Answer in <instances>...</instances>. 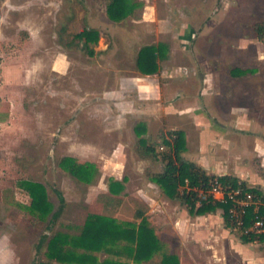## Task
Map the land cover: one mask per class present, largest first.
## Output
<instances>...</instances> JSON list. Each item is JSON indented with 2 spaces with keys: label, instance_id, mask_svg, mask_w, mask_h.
Segmentation results:
<instances>
[{
  "label": "rangeland",
  "instance_id": "374dc122",
  "mask_svg": "<svg viewBox=\"0 0 264 264\" xmlns=\"http://www.w3.org/2000/svg\"><path fill=\"white\" fill-rule=\"evenodd\" d=\"M111 1L0 0V264L47 262V240L80 235L95 215L139 224L137 213L148 211L135 196L137 187L117 184L115 177L103 180L110 174L99 168V154L111 153L118 142L114 135L102 138L97 130L105 116L102 88L117 78L111 69L133 71L136 54L145 45L163 43L176 52L188 47L180 39L184 30L195 37L191 48H208L197 39L204 31L223 42L211 52L220 54L233 42V64L245 66L253 55L247 59L239 48L248 43L246 52H255V25L264 23V0H131L134 11L119 24L108 16ZM85 29L99 32L98 43L84 47V41L75 39ZM61 59L67 66L62 75L53 71ZM91 93L95 106L87 128L80 112ZM86 143L98 148H92L98 155L87 157L97 161L93 164L80 149ZM67 157L91 165L94 174L66 173L60 163ZM24 181L45 188L53 214L59 212L53 225L51 215L42 219L29 209L32 198ZM107 192L109 198L103 194ZM123 196L124 206L109 202ZM168 232L163 231L161 252L146 264H159L164 254L174 252L178 239ZM127 245L120 242L112 253L95 256L100 263L138 264L124 253Z\"/></svg>",
  "mask_w": 264,
  "mask_h": 264
},
{
  "label": "crops",
  "instance_id": "0c3cea01",
  "mask_svg": "<svg viewBox=\"0 0 264 264\" xmlns=\"http://www.w3.org/2000/svg\"><path fill=\"white\" fill-rule=\"evenodd\" d=\"M186 32H181L180 39L189 46L177 52L163 43L152 44L163 48L156 54L155 74H143L138 67L144 47L136 54L133 71L120 74L111 69L117 78L114 85L102 88L105 116L97 130L102 138L114 135L117 145L109 154H99L88 143L80 149L86 158L102 156L100 171L110 174L103 180L115 177L117 184L137 187L135 196L148 210L144 215L157 237L164 242L163 231H169L170 238L178 239L172 254L179 256L180 264H264V234L245 241L227 223L224 208L200 214L180 195H166L155 180L165 171L164 156L173 154L175 140L181 136L183 161L208 176L231 177L256 191L264 217V43L256 38L252 53L246 52L248 43L239 48L247 59L253 55V64L243 66L233 64V42L220 54L211 52V47L217 50L223 42L204 31L197 39L208 48L198 46V51L197 46L190 47L195 37ZM59 61L53 71L62 75L67 66ZM92 95L86 96L89 101L80 112L87 126L93 121ZM141 142L153 151L146 154ZM129 172L140 182L135 183ZM103 185L108 187L105 181ZM103 194L109 198L108 192ZM123 199L127 200L123 196L109 202H116L118 208L125 205Z\"/></svg>",
  "mask_w": 264,
  "mask_h": 264
},
{
  "label": "trees",
  "instance_id": "16d2710c",
  "mask_svg": "<svg viewBox=\"0 0 264 264\" xmlns=\"http://www.w3.org/2000/svg\"><path fill=\"white\" fill-rule=\"evenodd\" d=\"M134 11V4L131 0H112L108 6V16L114 22H122L127 19ZM255 37L264 43V23L255 25ZM75 39L84 43V47L90 42L98 43L99 32L96 30L85 29L75 36ZM162 47L148 46L144 47L138 58V67L143 74L151 75L158 71L157 52ZM91 54H94L91 51ZM143 151L151 153L153 149L147 147L145 142H141ZM183 151L181 136L175 140L173 154H166L164 160L166 168L164 173L157 175L155 180L161 185L166 195L171 198L179 197V188L189 180L192 187H206L210 180L218 179L223 185L237 188L246 187L238 183L231 177H211L206 175L201 169L190 166L182 160ZM66 173H72L79 177L92 176L93 167L87 163L78 162L73 157L64 158L60 163ZM89 178V177H88ZM22 187L29 193L32 203L29 209L33 213H39L42 219L51 215L50 225H53L59 217V212L53 214L54 209L47 198L45 188L38 183L24 181ZM257 194L256 191L253 190ZM190 208H197L196 202L191 197L185 198ZM217 208L225 209V218L228 223L227 211L229 206L213 203H204L198 207V213L205 214L212 212ZM254 211L250 209L246 217V225H250L254 219ZM136 218L140 223L128 222L119 223L116 219L95 215L93 219L84 227L82 233L78 236L57 235L47 240L46 257L48 261L41 264H130L113 260H105L100 263L95 253H112L120 242L128 245L123 248L124 253L128 255L135 263L146 264L153 260L155 255L162 250V243L157 237L155 230L148 223L143 212H139ZM245 241H255L256 236H243ZM262 238V237H261ZM116 255L120 252L114 251ZM159 264H180V260L175 254H164Z\"/></svg>",
  "mask_w": 264,
  "mask_h": 264
},
{
  "label": "built area",
  "instance_id": "2783aa9c",
  "mask_svg": "<svg viewBox=\"0 0 264 264\" xmlns=\"http://www.w3.org/2000/svg\"><path fill=\"white\" fill-rule=\"evenodd\" d=\"M182 197H191L196 206L204 203H213L229 206L227 215L228 223L232 228L240 231L243 236H260L264 234V217L261 213L263 202L253 190L239 186L233 188L223 185L218 179H212L206 187H192L189 180L178 190ZM254 211V219L246 225L248 211ZM226 215V213H225Z\"/></svg>",
  "mask_w": 264,
  "mask_h": 264
}]
</instances>
